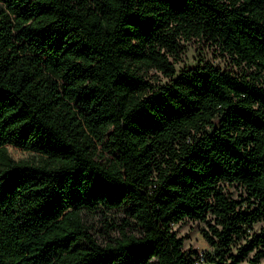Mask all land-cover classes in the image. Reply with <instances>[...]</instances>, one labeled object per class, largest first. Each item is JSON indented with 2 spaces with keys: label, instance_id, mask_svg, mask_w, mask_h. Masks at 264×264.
I'll use <instances>...</instances> for the list:
<instances>
[{
  "label": "trees",
  "instance_id": "obj_1",
  "mask_svg": "<svg viewBox=\"0 0 264 264\" xmlns=\"http://www.w3.org/2000/svg\"><path fill=\"white\" fill-rule=\"evenodd\" d=\"M192 41L238 70L178 71ZM259 221L264 0H0V264H264Z\"/></svg>",
  "mask_w": 264,
  "mask_h": 264
},
{
  "label": "rangeland",
  "instance_id": "obj_2",
  "mask_svg": "<svg viewBox=\"0 0 264 264\" xmlns=\"http://www.w3.org/2000/svg\"><path fill=\"white\" fill-rule=\"evenodd\" d=\"M206 61H210L215 65H219L224 68L233 67L230 61L224 58V56H222L221 53L213 46L204 42L192 41L187 44L185 52L176 63V69L180 71L185 67L194 66ZM233 68L238 70L236 67ZM160 78L163 82L167 80L162 76ZM227 189L229 194L235 199H241L242 197L247 196V191L243 187L227 185ZM124 217L125 214L121 211H99L94 214H89L87 216V220L92 226L91 231L96 236L98 241L105 243L118 234L117 227L116 229H111L108 223L120 225L123 223L122 219ZM206 227L205 222L193 220H186L174 224V228L178 235L184 238V248L187 251H197L201 257H203L206 252L213 250L203 236L202 231ZM263 230L264 221H259L252 225V228L249 229V233H260ZM244 241V239L237 241L235 249L243 244Z\"/></svg>",
  "mask_w": 264,
  "mask_h": 264
}]
</instances>
